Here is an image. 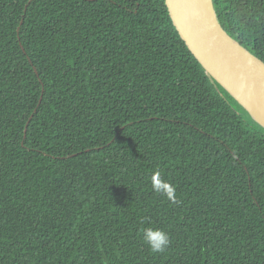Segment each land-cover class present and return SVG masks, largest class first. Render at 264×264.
I'll list each match as a JSON object with an SVG mask.
<instances>
[{
  "label": "trees",
  "instance_id": "obj_1",
  "mask_svg": "<svg viewBox=\"0 0 264 264\" xmlns=\"http://www.w3.org/2000/svg\"><path fill=\"white\" fill-rule=\"evenodd\" d=\"M212 3L264 63V0ZM232 104L165 0H0V264H264V129Z\"/></svg>",
  "mask_w": 264,
  "mask_h": 264
},
{
  "label": "water",
  "instance_id": "obj_2",
  "mask_svg": "<svg viewBox=\"0 0 264 264\" xmlns=\"http://www.w3.org/2000/svg\"><path fill=\"white\" fill-rule=\"evenodd\" d=\"M165 5L180 39L206 75L264 129V63L224 33L212 0H165Z\"/></svg>",
  "mask_w": 264,
  "mask_h": 264
},
{
  "label": "clouds",
  "instance_id": "obj_3",
  "mask_svg": "<svg viewBox=\"0 0 264 264\" xmlns=\"http://www.w3.org/2000/svg\"><path fill=\"white\" fill-rule=\"evenodd\" d=\"M151 183L155 192L165 195L167 199L173 203L178 202L175 187L162 178L160 171L157 170L153 172L151 176ZM143 240L149 246L150 250L155 253L164 252L170 244L168 233L159 228H145L143 230Z\"/></svg>",
  "mask_w": 264,
  "mask_h": 264
},
{
  "label": "bare ground",
  "instance_id": "obj_4",
  "mask_svg": "<svg viewBox=\"0 0 264 264\" xmlns=\"http://www.w3.org/2000/svg\"><path fill=\"white\" fill-rule=\"evenodd\" d=\"M205 1L208 3V0ZM243 99L245 102H247V104L250 105L251 108H255L259 113L261 112V109L258 108V105L256 103H253L249 97L245 96ZM260 119L264 122V117Z\"/></svg>",
  "mask_w": 264,
  "mask_h": 264
},
{
  "label": "rangeland",
  "instance_id": "obj_5",
  "mask_svg": "<svg viewBox=\"0 0 264 264\" xmlns=\"http://www.w3.org/2000/svg\"><path fill=\"white\" fill-rule=\"evenodd\" d=\"M233 108H235L238 112V114L245 120V121H248V118L247 117L248 115H246L243 111H241L240 109L238 110L233 104H232ZM252 121V120H251Z\"/></svg>",
  "mask_w": 264,
  "mask_h": 264
}]
</instances>
